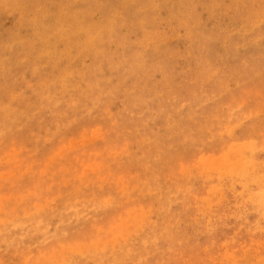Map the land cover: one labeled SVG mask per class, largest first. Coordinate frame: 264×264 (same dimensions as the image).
<instances>
[{
	"label": "rangeland",
	"instance_id": "obj_1",
	"mask_svg": "<svg viewBox=\"0 0 264 264\" xmlns=\"http://www.w3.org/2000/svg\"><path fill=\"white\" fill-rule=\"evenodd\" d=\"M0 264H264V0H0Z\"/></svg>",
	"mask_w": 264,
	"mask_h": 264
},
{
	"label": "bare ground",
	"instance_id": "obj_2",
	"mask_svg": "<svg viewBox=\"0 0 264 264\" xmlns=\"http://www.w3.org/2000/svg\"><path fill=\"white\" fill-rule=\"evenodd\" d=\"M242 122V121H241ZM234 129V128H233ZM230 130V129H229ZM224 133V132H223ZM220 134V133H219ZM232 159V158H231ZM227 160V159H226ZM230 166V165H229ZM226 168V167H225Z\"/></svg>",
	"mask_w": 264,
	"mask_h": 264
}]
</instances>
